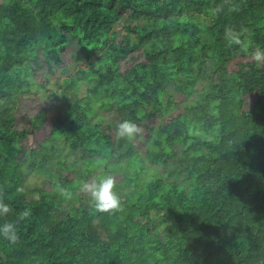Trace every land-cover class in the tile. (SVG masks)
<instances>
[{"label": "trees", "instance_id": "1", "mask_svg": "<svg viewBox=\"0 0 264 264\" xmlns=\"http://www.w3.org/2000/svg\"><path fill=\"white\" fill-rule=\"evenodd\" d=\"M246 48H264V0H0V224L18 231L0 264H264V63ZM42 91L57 114L15 127ZM111 110L146 131L115 142ZM107 174L121 204L100 212L80 186Z\"/></svg>", "mask_w": 264, "mask_h": 264}, {"label": "rangeland", "instance_id": "2", "mask_svg": "<svg viewBox=\"0 0 264 264\" xmlns=\"http://www.w3.org/2000/svg\"><path fill=\"white\" fill-rule=\"evenodd\" d=\"M68 56V55H67ZM75 67L76 63L73 62L72 66L68 67V70L66 73H63V70L61 67H57V72L53 76L54 78H63L65 75H73L75 73ZM207 71L212 74L215 72V63L212 58L208 59L207 64ZM41 79H44L41 77ZM52 89H57V86L51 82L48 85ZM81 95L85 94L84 88L80 92ZM167 95H174L175 99L182 100L183 95H180L179 89L175 82H170L167 85ZM61 101L50 99L46 92H40V93H32L28 96L23 97L17 105L15 114H16V123L15 127L17 128H24L29 126V120L32 116L37 114L41 109H46L49 116L53 117L57 114L59 107L61 106ZM99 119L101 120V126L104 130H106L113 138L115 142L118 141L119 137L116 134V124L121 120V115L116 110L111 111H102L99 115ZM139 126L142 129V132H145V126L144 124H139ZM47 133V129H44L41 131V133L38 134L39 138H43V136ZM38 142L39 139L37 137L30 139L27 148H36L38 149ZM58 151L57 156H55L54 152ZM56 151V152H57ZM48 154L52 155V158L48 159L51 162V165L54 166V159H61L64 160L67 164L70 162H75L77 168L82 166V160L79 156V151H72L67 146L53 148L51 146V149L48 150ZM41 177L36 174V172L29 174V177L27 178L26 184L29 188L32 187H40L42 184ZM37 196V195H36ZM68 207V205H66ZM152 215L156 218L157 223L160 224V233L161 235L165 234L164 231V225L170 224L172 221L171 215H166V219L163 220L165 217L163 212L160 214H156L154 211L151 212Z\"/></svg>", "mask_w": 264, "mask_h": 264}, {"label": "clouds", "instance_id": "3", "mask_svg": "<svg viewBox=\"0 0 264 264\" xmlns=\"http://www.w3.org/2000/svg\"><path fill=\"white\" fill-rule=\"evenodd\" d=\"M238 43V41H236ZM256 66L264 63V48L254 50L245 49ZM116 134L121 139L134 140L141 134V127L132 119H122L116 126ZM80 191L85 193L93 207L100 212H110L120 207L121 200L119 192L116 190V180L111 174L99 175L90 181H85L80 186ZM60 194L70 199L72 193L67 189H60ZM10 206L3 200H0V217H6L10 213ZM29 215L28 211L23 213V217ZM0 239L10 244H15L18 240L17 225L13 222H4L0 224Z\"/></svg>", "mask_w": 264, "mask_h": 264}]
</instances>
